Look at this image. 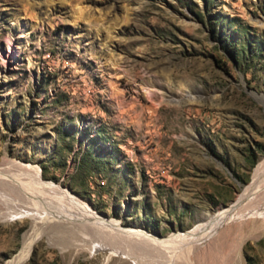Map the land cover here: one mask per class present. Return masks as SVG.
I'll return each instance as SVG.
<instances>
[{
    "label": "rangeland",
    "instance_id": "rangeland-1",
    "mask_svg": "<svg viewBox=\"0 0 264 264\" xmlns=\"http://www.w3.org/2000/svg\"><path fill=\"white\" fill-rule=\"evenodd\" d=\"M263 161L264 0H0L2 175L29 166L167 237L231 205ZM55 222L0 220V264L34 225L23 264H133L91 248L95 224ZM241 250L264 264V231Z\"/></svg>",
    "mask_w": 264,
    "mask_h": 264
},
{
    "label": "bare ground",
    "instance_id": "bare-ground-1",
    "mask_svg": "<svg viewBox=\"0 0 264 264\" xmlns=\"http://www.w3.org/2000/svg\"><path fill=\"white\" fill-rule=\"evenodd\" d=\"M11 165L22 172L10 176L0 173V220L6 223L16 215L31 216L36 223L44 221L48 227L50 222H65L68 217L67 225L59 226L60 233L70 221H77L84 227L86 222H91L103 232V239L94 240L93 237L91 248L123 252L122 258L128 262L132 260L133 264H243L241 243L247 237L259 236L264 231V161L256 169L253 182L231 205L207 214L194 229L167 237L142 228H125L114 220L108 221L76 195L45 181L38 171L25 165ZM19 177H24L27 182H19L16 179ZM36 229L34 225L25 235L21 252L7 264H23L29 258L38 232ZM54 232L50 236L52 243L66 250L70 244L63 235Z\"/></svg>",
    "mask_w": 264,
    "mask_h": 264
}]
</instances>
